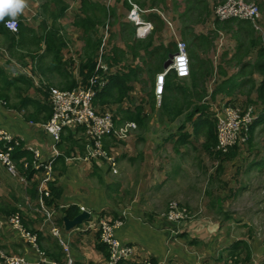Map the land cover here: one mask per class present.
<instances>
[{"label": "crops", "instance_id": "crops-1", "mask_svg": "<svg viewBox=\"0 0 264 264\" xmlns=\"http://www.w3.org/2000/svg\"><path fill=\"white\" fill-rule=\"evenodd\" d=\"M131 1L146 10L143 12V17L150 21L154 27L153 14H157L166 21L168 29L173 34L171 35L173 42L176 43V39H180L178 33L182 35L183 32L184 37L190 33L189 40H187L190 41V44L196 43V52L195 48L187 50L186 45L190 60L189 76L172 79L169 74L166 76L165 84L167 83L169 87L177 84L189 86L192 83V77L197 76V74H193V71L197 73V71L207 70L205 76L201 77L204 81L200 80L201 82L197 85L213 84L209 93L208 90L206 91L207 98L221 99L220 105H215V107L212 102H201L209 106L210 113L214 114L216 110L226 104L234 90L247 91V97L249 96L253 102L260 103L257 99L256 86L263 75L256 70L258 32L251 22L237 21V19L217 21L212 15V9L216 3L223 0ZM261 2L260 22L263 28L258 36L262 37V41H259L264 47V0ZM126 3L128 4L126 0H28L27 8L17 18L30 27L33 33H27L25 46L14 48L13 54H10L6 48L9 40L6 33L2 32V23L0 22V65L9 75H21L26 78L30 83L27 95L41 101L50 109L48 87L68 89L82 85L91 74L87 78L84 76L88 74V68L85 66L86 59L80 61L79 54L84 51L87 38L95 37V33H92L94 29L87 32L78 27L75 21L89 16L97 6L107 9L106 16L108 18L112 15L113 9L112 17L114 18L122 9L124 12L128 11L129 6L127 7ZM163 5L168 7V20H165L159 10L151 8V6ZM82 6H84V10ZM193 26L196 30L193 29ZM176 28L180 32L177 33ZM220 29L230 34L234 43L231 51L226 46H210L209 33ZM100 31L105 37L107 30L99 27V34ZM243 34H250L251 38L247 40V47L241 50L244 41ZM198 36L200 38H197ZM33 37L40 38L39 42L35 43ZM149 37L152 39L151 48L159 45L157 35ZM215 52L216 61H211L210 53L214 54ZM201 53L207 55L209 59L203 61L199 57ZM195 59L200 63L198 68L194 67ZM164 63L162 69L165 67ZM229 64L237 65L238 71H227L226 65ZM81 68L86 74H81ZM162 69L151 75L150 93H153L155 74ZM212 69H215V74ZM212 74L213 77L208 78ZM8 95L10 103L17 102L18 96H16L15 89H11ZM149 97L150 95L145 100L139 91L132 88L128 97L108 107L111 109L117 107L118 113L113 114L117 123L127 121L124 120V115L128 109L134 110L138 106L142 111V123L137 125V128L133 130V133L131 132L132 135L130 134L127 139H103L105 148L111 151L117 160L116 173H113L104 162L83 159V148L78 147L84 143L85 135L81 128L73 127L62 130V143L68 144V148L71 150H69L70 156H64L63 162L56 161L53 171L52 182L60 191L57 200L58 206L46 205L45 196H43L42 202L45 208L51 211L52 222L59 227L60 239L67 248V251L63 250V253L59 252L58 238L50 233L51 221L39 208V193L38 197L32 198L27 192L29 182L24 178L22 180L19 174L13 175L6 172L0 162V185H4L7 190L5 192L0 188V195L6 196L9 200L6 205L19 208L20 213L16 212L28 229L37 230L41 235L37 247L29 246L16 229L2 224L0 226V246L4 252L23 255L30 261H39L41 256H44L47 260L56 259L61 262L68 255L72 260L71 264H104L106 257L102 251L97 249V221L102 216L113 218L116 214L125 211L123 214L124 223L116 229L115 237L122 243L133 247V256L120 260L117 264H139L143 259H150L156 264H264V239H259L252 233H248L247 236L240 234L241 231H237L238 219L228 213L226 206L221 205L222 201L225 205L231 201L230 190L221 189L219 191L220 197L217 196L214 207V213L218 212L216 216L212 214L214 215L212 218L209 214L207 216L196 215L201 212L202 208L207 209L206 212L210 211L207 207L209 203L204 201L205 203L200 204L199 210L193 212L191 218L181 224V231L178 233L172 232L169 229V223L159 217V213L156 211L163 207L164 190H168L175 184L170 182L173 177L167 175L171 172V165L175 166V163L178 162L177 158L172 162L166 157L170 156L171 148L173 151H179L180 155H183L187 150L178 144L173 147V144L169 143L170 139L176 140L180 145L196 146L197 144L192 139L197 134L203 133L206 139L209 114L208 118L203 116L201 119L199 114H194L195 116L191 120L180 121L183 115L185 118L187 115L182 113L175 119L169 120L163 114L160 104L158 105L155 101V103L151 102ZM95 107L100 109V106ZM15 109H5L0 104V126H5L11 131L22 142L24 149L27 148L29 151H31L29 147L37 149L39 152L38 162L43 164H46L50 159L55 160L58 155L63 154V150L59 147L60 142H58L56 146L59 154L54 155L51 149L54 144L53 138L40 125L47 120L50 113L46 114L44 108L35 112L33 105H28L19 111ZM32 113H34V119L28 117ZM258 116L253 124L251 137H253L256 127L264 123V113ZM195 119H197L196 124ZM190 121H193V127L189 125ZM176 124L178 125L176 126ZM138 133L139 137H137ZM68 134L77 144L71 145L65 141L64 137ZM200 142H202L200 149L202 148L203 151L212 154L222 162L224 159H232L237 156L233 161L236 162L243 157L239 146L234 149L235 152L232 153L234 155L228 157V155L217 154L214 147L209 150L210 146L204 139L201 138ZM130 164L136 168L122 174L121 168ZM263 164L264 159L257 157L253 164L243 168L238 176L232 173L227 178L222 176L221 180L233 181L229 187L233 188L237 198L243 199L244 195L249 194L252 190L251 188L258 189L260 187L256 181L259 174L264 173ZM61 165L63 166L61 167ZM180 167L183 168L182 164ZM178 169L179 167L174 169L172 174H176ZM118 171L119 175H117ZM41 175L42 172H37L33 182ZM233 178L235 179L233 180ZM182 182L177 184H180L184 190L186 184L188 191L191 188L203 190L206 188L201 179L189 184L186 179ZM234 182L238 183L232 187ZM183 196H186V204H190L189 195L185 192ZM174 201L187 207L186 204L178 200ZM2 203L5 204V202ZM243 203L245 202L243 201ZM71 204L77 205L78 213L83 210L89 211L90 217L81 224L66 230L63 222H60L62 223L60 225L57 221L62 214L61 208ZM260 204L259 202L255 203V205ZM243 228L245 227L243 226ZM63 245H61L62 249Z\"/></svg>", "mask_w": 264, "mask_h": 264}, {"label": "built area", "instance_id": "built-area-1", "mask_svg": "<svg viewBox=\"0 0 264 264\" xmlns=\"http://www.w3.org/2000/svg\"><path fill=\"white\" fill-rule=\"evenodd\" d=\"M129 9L126 19L134 26V35L137 38L146 37L152 30L153 25L150 21L143 17L146 10L127 0ZM213 16L218 21L229 19L247 20L253 24L255 29H260L258 24L261 12L257 3L247 0H223L213 7ZM10 18L7 17L2 22L4 28L12 33L18 30V18H16V27L13 30L7 26ZM101 48V47H100ZM100 56L98 57V59ZM96 62L94 71L89 75L85 85H77L68 89H60L58 87H48L49 102L51 105V115L48 120L40 123L41 127L48 132L54 141L51 149L54 155L59 154L56 146L61 140V132L64 128L79 127L84 133L83 143V159L99 160L109 166L113 172H117V160L111 151H108L103 143L104 138H112L114 140H125L131 132L137 128L134 121L127 120L117 123L113 113L107 108L98 109L93 104L97 91L102 88L108 81L107 66L100 61ZM173 71L178 78L189 76L190 60L186 51V43L180 39H176V49L173 52L170 63L160 72L155 74L153 94L156 103L159 105L163 95L166 76ZM255 107L252 104L246 105H229L224 104L219 110L214 112L215 130H216V151L224 154L234 145L246 144L249 138V129L253 121L257 118ZM19 139L5 127L0 126V162L5 170L13 175L19 172L11 153L18 144ZM33 152L31 164L34 168L43 165V174L39 179L37 186L39 193V208L44 212L47 219L51 221L50 233L56 236L58 241L63 245L59 236V227L52 222L51 211L43 205V196H49L46 187L47 182L52 175V162L50 159L46 164L38 162L39 152L37 149L29 147ZM28 162H23V167H28ZM19 176H21L19 174ZM24 180V177H20ZM120 212L114 219L102 217L97 221V230L99 231L100 240L108 248V257L104 264H117L120 260L133 256V247L122 243L115 237V231L123 225V214ZM188 208L178 203L170 201L167 208L159 213V217L169 223V229L178 233L181 231V224L191 218ZM7 224L16 229L22 239L30 243L33 247H37L36 233L25 227L21 221L20 215L15 212L7 218H0V226ZM63 250L67 251L65 245ZM72 260L67 255L64 260L65 264H71ZM0 264H61L41 256L39 261H30L23 255L8 254L0 246ZM139 264H156L150 259H143Z\"/></svg>", "mask_w": 264, "mask_h": 264}, {"label": "rangeland", "instance_id": "rangeland-1", "mask_svg": "<svg viewBox=\"0 0 264 264\" xmlns=\"http://www.w3.org/2000/svg\"><path fill=\"white\" fill-rule=\"evenodd\" d=\"M248 1H253L257 3L260 8V12H261V4H262L261 0H248ZM151 8H154L155 10H159L161 15H163V17L165 18V20H168V14H167L168 7L167 6L165 5L156 6V7L153 6ZM105 10L107 11V9ZM126 14L127 12L126 11L124 12V9H122V11L118 13L117 15H115L114 18L112 17L113 14L110 16V18H108L107 16L105 17L103 28L102 27L101 28L103 30L105 28L107 32H106V36L103 37V32L100 31V34L102 35V37H100L101 38V41H100L101 48L99 47L98 56L96 53V57L98 59V57L100 56V58L98 59L100 63H104L107 66L106 62L108 61L107 63H110L109 66L112 65L110 66L111 68H107L108 72L110 69L112 70V73L123 71L122 70L123 68L126 69L130 65H133L134 67L139 68L140 71L138 72L137 78L132 80L131 83H132V87L135 88L136 91H139V93L144 97V99L147 100L148 96L150 95V91L152 87L151 75L155 71H157L156 70L157 65L154 64L150 58L146 57V54L144 53L145 51L136 47L140 40L139 38L135 37L134 34H132L130 30L131 25H132L131 23H129V25H126L125 27H123V29L120 30L121 23L123 21H127ZM212 15H213V12H212ZM154 20H155V27L153 26V29L150 32L151 34L149 33L146 37L142 38V40L144 41L149 35L154 36L155 34L157 35L159 45L163 44L165 48L168 46L169 43H174L171 40V35L173 34L168 29L167 22L164 21L161 17H160L161 21L157 18H155ZM237 21L239 20L237 19ZM260 26L261 28H263L262 25ZM193 29L196 30L194 26H193ZM176 30H177V33L180 32V30L178 31L177 28ZM257 32H258L257 33L258 35L259 32L260 33L262 32V29L261 30L257 29ZM189 35L190 33H188L186 37H184L183 32H182V35L181 33H178V37H180V40L186 43L187 50L188 48H190V50L195 48V52H196V48H197L196 43L190 44V41H187L189 40ZM209 36L211 37V41H210L211 47H216L217 45H219L220 47L226 46L229 51L232 50L234 43L229 33L227 34L226 32L220 29L218 31H214V32L212 31L211 33H209ZM248 38H251L250 34H243L244 41L242 42L241 50L247 47ZM257 38H259V36H257ZM259 40L262 41V37L259 38ZM140 51H143V54ZM210 56H211V61H216V56H217L216 52L214 54L210 53ZM199 57L203 61H206V59H209L207 55L202 54V53L199 54ZM79 59L80 61L85 59L84 51L79 54ZM193 62H194L195 68H198L200 66V63L198 60L195 59ZM226 67H227V71H231V70L238 71L237 65L229 64V65H226ZM212 70H213V74H215V69H212ZM213 74L211 76H208V78L210 77L212 78ZM205 84L206 86L202 88L205 89V91L208 90V93H209L210 89L213 88V84L209 83L208 86H207V83ZM198 87H201V86L192 88L191 91L197 92ZM227 88L229 89V87ZM249 91H251V89L248 90V95H249ZM205 95L201 99V102L203 101L212 102V105L214 107L215 105L216 106L220 105L219 102L221 101V99L219 98L210 99V97L207 98V93ZM192 97L195 98L196 96L193 95ZM227 102H231V104L229 105L238 103L237 105H241V106L246 105V104H252L256 109L255 111L257 115H260L261 112L263 111L262 105H257L258 103L256 104L255 102H252V99H250L249 96L247 97V91L234 90L232 93V97L229 100H227ZM105 107L108 109V106H105ZM110 111H112L113 114L116 112L118 113L117 107L114 109L110 108ZM184 113L187 114L186 112ZM184 120H185V115L181 117L180 121H184ZM194 122L196 124L197 119H195ZM177 125L178 124H176V126ZM189 125L193 127V121H190ZM133 132L134 131H132V133ZM139 136L140 134L138 133L137 137ZM163 137H164V134H163ZM201 138L205 140V136L203 133H199L195 137H193L192 141L196 143L197 145L192 146V147H188L187 144L180 145L179 143H177L176 140L170 139L169 143L173 144V147H175L176 144H178L179 146L183 147V149H187V150L185 151L183 155H180L179 151H173L171 148L170 156L166 157L170 159L172 162H174L176 158L178 159V162L175 163V166L171 165V172H169V174L167 175L168 177H171V176L173 177L170 182L175 183V184H173L168 190H164L165 197H164V200L162 201L163 207L160 208L159 211H156V212L160 213L164 211L167 208L168 203L170 201L178 200L181 203L186 204L185 202L186 196H183V194L186 192L189 195V201H190V204H186V205L191 215L193 212H196L199 210V208L201 207L200 204L206 201L207 203H209L207 207H208V210L210 211L206 212L207 209L205 210L204 208H202L201 212L196 213V215L198 214V216L199 215L207 216L209 214L213 218L214 215L216 216L218 214V212L214 213V207L216 204L215 203L216 198L217 196H219V191H221V189H225L226 191L230 190V195L232 197L231 201L227 202V205H225L224 201H222L221 205L226 206L228 213L238 219L239 226H238L237 231L238 232L241 231L240 234L244 236H247L248 233H252L253 235H256L259 239H264V173L262 174L260 173L258 180L256 181V184L257 185L259 184L260 187L258 189L251 188L252 190L249 192V194H245L244 195L245 197L243 199L237 198L235 196V192H233V188L229 187L230 185H232L233 181L230 182L229 179L226 181L221 180L222 176L227 178L232 173L237 174L238 176V174H240V171H242L243 168H246L249 165H252L254 159L257 157H261V159H264V123L256 127L255 133L253 134V137H251V141H247L246 144L243 143L241 145H236V146H239V149L241 150V153L243 155V157L236 162H233V161L235 157L237 156H234L232 159H226V160L224 159V161L222 162L221 160L213 157L212 154H208L207 152L203 151L202 148L201 150L200 149V147H202L201 145L202 142H200ZM234 149L235 148L232 147L224 154H227L228 157H232L234 155L232 154L233 151L235 152ZM134 156H136V154H134ZM180 164H182V167H183L182 169L180 167ZM262 166H263L262 168H264V164ZM177 167H179L178 172L173 175L172 172L174 171V169H177ZM134 168H136V166H133L131 164L127 166H123L121 168L122 174L124 172L131 171ZM117 175H119V171ZM184 179L187 180L188 184L192 181L201 179V181L204 183L206 188L205 190L199 189V188H191L188 191L187 184H186V187L184 190L180 184H177L180 182L183 183L182 181ZM234 179L235 178H233V180ZM237 183L234 182V185L232 187H234ZM0 188L2 190H5V192H7L4 185L3 186L0 185ZM0 200L9 201L4 195H0ZM242 200L245 203H243ZM256 202H259L261 204L255 205ZM247 203H250V204H247ZM241 225H243L245 228H243V226ZM62 264H64V261L62 262Z\"/></svg>", "mask_w": 264, "mask_h": 264}, {"label": "trees", "instance_id": "trees-1", "mask_svg": "<svg viewBox=\"0 0 264 264\" xmlns=\"http://www.w3.org/2000/svg\"><path fill=\"white\" fill-rule=\"evenodd\" d=\"M127 1V0H126ZM84 2V1H83ZM127 7L129 6L126 3ZM153 7V6H151ZM82 9L84 10V6H82ZM111 13H114V10L112 9ZM108 14V11H106L104 8L101 9L100 6H97L95 11L92 10L89 16L80 18L78 21H75V24L78 27H81L85 31H89L91 29H94L92 33H95V37L90 36L87 38L86 41V46L84 49L85 53V66L88 68V74L84 73L83 69L81 68L80 72L81 74H86L84 75L86 78L90 73L94 71L96 62H97V57L96 53L98 56V51L100 47V41L102 37L99 32L98 28L102 27L104 25L105 17ZM154 18H157L160 20V17L157 14L152 15ZM7 18V17H6ZM161 21V20H160ZM218 21V20H217ZM2 23V22H1ZM128 20L123 21L120 26V30L123 29L126 25H129ZM132 24V23H131ZM258 24L261 25L260 19L258 20ZM2 32L6 33V37L9 40V44L6 46L7 50L9 51L10 54H13L14 48H17L19 46H25V37L27 33L31 32L33 33L32 29L25 25L21 20L18 19V30L16 33H12L11 35L7 32L8 30L4 28L2 24ZM7 30V31H6ZM131 32L134 34V26L133 24L131 25ZM10 32V31H9ZM135 36V35H134ZM150 36V35H149ZM147 37L144 41L142 39H139V43L137 44L136 47L139 49L145 51L144 53L146 54V57L150 58L154 64L157 65V71L162 69L163 63L166 61L170 53H173L175 51L176 43H169L168 46L165 48L163 44H160L158 46H155L151 48L152 46V39L151 37ZM258 36V35H257ZM197 38H200L199 36ZM35 40V43L39 42L40 38L38 37H33ZM203 44V40H202ZM256 45L258 47V54H257V60H256V70L257 72L261 73L263 75V78L259 81V83L256 86V92H257V99H259V102H255L257 105H262L263 111L261 112L262 114L264 113V47L259 41V38H256ZM143 51H140L143 54ZM108 62V61H107ZM107 68H111L109 64L107 63ZM123 71L119 72H113L110 69L107 75L108 81L107 83L100 88L95 96L93 104L95 106H100V109L105 108V106H110L111 104L118 103L122 101L124 98L128 97L129 91L133 88L131 81L136 79L138 76V72L140 71L139 68L134 67L133 65H130L126 69H122ZM160 72V71H159ZM195 72V73H194ZM207 73V70L203 71H193V74H197L194 77H192V83L189 86H185L184 84H177L176 86L171 85L170 87L165 84V92L163 93L161 100H160V108L163 112V114L169 119L173 120L182 113L186 112V120H191L195 115L194 114H199V118L202 119L203 116H206L208 118L209 114V128L207 130L206 134V139L205 141L208 143L210 146L209 150L211 147H214L216 145V130H215V119H214V114L213 112L210 113L208 110V105H205L204 103H201V99L203 96L206 94L205 89L201 87L197 88V92H192V88H195L199 85L197 83L201 82L203 80V76ZM171 75L172 79H177L178 77L176 74L171 70L169 72ZM167 74V75H169ZM192 74V72H191ZM201 80V81H200ZM167 82V80H166ZM86 83V82H85ZM85 83L83 85H85ZM29 81L24 78L23 76H11L9 75L5 68L0 65V104L4 106L5 109H15L17 111L21 110L22 108L27 107L28 105H33L35 112L41 111L42 108L46 110V114H49L47 120L49 119L51 115V105L50 109L47 105L41 103V101H37L36 99L30 97L27 95V90L29 89ZM71 88V87H70ZM11 89L16 90V96H18L17 102H14V104L9 102V91ZM177 92V93H176ZM47 94H48V89H47ZM196 96L193 98L192 96ZM49 97V96H48ZM129 99V98H128ZM195 99V100H194ZM150 100L151 102L155 101L153 93H150ZM197 100V101H196ZM156 102V101H155ZM154 102V103H155ZM253 102V101H252ZM50 104V102H49ZM226 104H231V102H227ZM238 103L232 104V105H237ZM190 108V109H189ZM110 110V108H108ZM114 116V115H113ZM29 118L34 119V113L28 115ZM259 116H257L258 118ZM256 118V119H257ZM255 119V120H256ZM124 120H131L136 122L137 125H140L142 123V111L141 108L136 106L134 110L128 109L126 111V114L124 115ZM253 123L250 126L249 129V138L248 141L251 140V131ZM116 121V120H115ZM5 127V126H1ZM6 128V127H5ZM66 142H69L71 145L77 144L72 139L71 135H67L64 137ZM112 139V138H111ZM215 144V145H214ZM66 146L67 148H63ZM59 147L63 150L62 155H58L55 160L52 162V175L51 179L47 182L46 187L49 192V196L44 197L45 204L48 206H58L57 200L59 199L60 196V191L57 189V187L53 184V171L55 169V163L57 160H61L63 162L64 156H70L69 154V149L68 144H63L62 140H60ZM79 148H83V145H78ZM237 146L234 145L233 148H236ZM232 148V147H231ZM230 148V149H231ZM27 149V148H26ZM23 148L22 142L18 141V144L14 147L12 153H11V158L14 161L17 170L19 174L24 177L25 180L29 182V186L27 188V192L30 193L32 198L38 197V189L37 186L39 184V179L34 181V175L37 172H42L43 174V165H41L38 168H34L31 164L32 157H33V152L29 151L28 149L26 150ZM216 150V149H215ZM216 153L221 154V155H227V154H222L219 151H216ZM27 161L28 167L24 168L23 167V162ZM63 165H61L62 167ZM6 171V170H5ZM7 172V171H6ZM0 217L2 218H7L10 214L15 213L16 211L20 210L19 208H15L14 206L10 207L7 204L8 201H1L0 200ZM2 202H5L3 204ZM9 204V203H8ZM61 216L58 218V223L61 225L63 222V216L65 215L68 218H73L78 214V207L75 204L68 205L65 208H61ZM118 215L116 214L113 218L109 219H114ZM105 217V216H102ZM108 218V217H105ZM22 221V219H21ZM23 223V221H22ZM24 225V223H23ZM25 226V225H24ZM26 227V226H25ZM30 231L36 233V244L38 246L39 243V238H41L40 232L34 229L30 228ZM98 233V242H97V249L103 252L104 256L107 258L108 257V248L107 246L101 242L100 236H99V231L97 230ZM24 240V239H23ZM29 246H32L30 243L25 241ZM57 244L59 246V252L63 253L62 246L60 243L57 241ZM105 258V259H106ZM54 260V259H53ZM124 260V259H123ZM56 262V259L54 260ZM152 261V260H151ZM63 261L59 262L62 264Z\"/></svg>", "mask_w": 264, "mask_h": 264}, {"label": "clouds", "instance_id": "clouds-1", "mask_svg": "<svg viewBox=\"0 0 264 264\" xmlns=\"http://www.w3.org/2000/svg\"><path fill=\"white\" fill-rule=\"evenodd\" d=\"M28 6V0H0V22L9 17L7 26L13 30L16 27V18L24 12Z\"/></svg>", "mask_w": 264, "mask_h": 264}, {"label": "water", "instance_id": "water-1", "mask_svg": "<svg viewBox=\"0 0 264 264\" xmlns=\"http://www.w3.org/2000/svg\"><path fill=\"white\" fill-rule=\"evenodd\" d=\"M173 53H170L168 58L166 59L164 66H167L172 58ZM90 217V212L83 210L80 213H78L76 216L73 218H68L66 216H63V225L66 230H69L79 224H81L83 221L89 219Z\"/></svg>", "mask_w": 264, "mask_h": 264}]
</instances>
